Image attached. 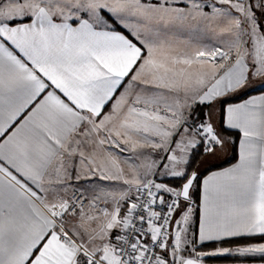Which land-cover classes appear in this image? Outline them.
I'll list each match as a JSON object with an SVG mask.
<instances>
[{"label":"snow or ice","instance_id":"obj_1","mask_svg":"<svg viewBox=\"0 0 264 264\" xmlns=\"http://www.w3.org/2000/svg\"><path fill=\"white\" fill-rule=\"evenodd\" d=\"M214 257L264 264V0H0V264Z\"/></svg>","mask_w":264,"mask_h":264},{"label":"trees","instance_id":"obj_2","mask_svg":"<svg viewBox=\"0 0 264 264\" xmlns=\"http://www.w3.org/2000/svg\"><path fill=\"white\" fill-rule=\"evenodd\" d=\"M226 135H232V133H226ZM234 159L232 158V154L230 155V157H228L225 161H223L222 163H220V166H224L227 165L231 162H233ZM225 260H231L230 258H226V257H220V258H210L208 261H225Z\"/></svg>","mask_w":264,"mask_h":264},{"label":"crops","instance_id":"obj_3","mask_svg":"<svg viewBox=\"0 0 264 264\" xmlns=\"http://www.w3.org/2000/svg\"><path fill=\"white\" fill-rule=\"evenodd\" d=\"M231 154H232V153H231V150H229V155H228L226 158H223V160L218 161L217 163H218V164L222 163V162L225 161L228 157H230ZM234 162H235V160H234L233 162H231V163H234ZM229 164H230V163H229ZM229 164L224 165V166H222V167H227V166H229ZM207 264H232V261H231V260H225V261H208Z\"/></svg>","mask_w":264,"mask_h":264},{"label":"rangeland","instance_id":"obj_4","mask_svg":"<svg viewBox=\"0 0 264 264\" xmlns=\"http://www.w3.org/2000/svg\"><path fill=\"white\" fill-rule=\"evenodd\" d=\"M228 155H229V153L228 154H222L219 161L223 160V158H226Z\"/></svg>","mask_w":264,"mask_h":264}]
</instances>
